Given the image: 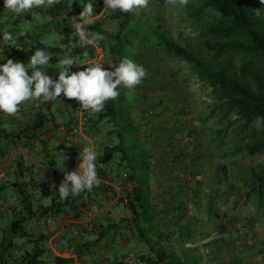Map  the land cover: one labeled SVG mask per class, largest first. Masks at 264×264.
<instances>
[{
  "label": "trees",
  "instance_id": "16d2710c",
  "mask_svg": "<svg viewBox=\"0 0 264 264\" xmlns=\"http://www.w3.org/2000/svg\"><path fill=\"white\" fill-rule=\"evenodd\" d=\"M157 1L163 7L162 21L158 23L153 21L150 7L122 13L104 10V0H59L48 11L65 13L70 20L73 16L79 17L84 4L92 2L94 15L105 11L106 16L88 26L89 31L105 36L99 41L105 47V69L114 70L112 65L118 66L124 58L138 65L144 57L156 58L167 66L175 64L186 89L189 91L190 81L197 79L211 103H204L205 108L201 110L194 92L189 91L190 103L179 102L184 105L180 114L186 117L170 124L174 127L169 128L170 132H155L146 122L145 114L151 115L158 106H146L144 93L159 90L144 83L133 88L121 86L119 97L106 102L104 111L86 112L84 131L98 136L102 146L96 160L100 185L91 193L69 196L66 200L60 199L59 189L51 188L43 195V200H36L28 192L31 185L37 188L34 183L14 184L23 198V210L13 211L14 222L0 243L3 256L6 255L0 264H46L49 249L45 243L50 237L44 230L28 237L29 249L24 250L18 260L13 258L21 246L16 245L12 235L27 233L26 222L39 227L38 223L50 216L85 221L104 195L113 196L111 199L119 196L118 201L130 215L102 224V232L96 234V239L85 238L77 243L73 254L78 256L79 264L87 263L82 261L83 257L95 255L96 243H106L111 251L116 237L123 239L128 235L146 249L137 253L139 261L131 264H185L165 242L178 234L185 249V243L196 241L202 229H205L204 237L208 229L209 237L213 236L206 247L219 250L229 246L226 236L231 232L224 221L228 220L229 224L232 221L229 214L218 212L216 207L222 202L228 205L232 198L237 207L244 201L252 212L249 217L252 229L260 228V221L264 219V3L261 0H189L187 6H181L170 5L166 0H149V4ZM5 10L4 0H0V15ZM176 16L178 22L172 25L171 20ZM175 26L177 32L173 30ZM71 49L82 57L84 52L88 56L92 54L86 47ZM34 52L35 47L21 51L18 58L26 64ZM65 101L72 104L66 97ZM171 102L173 100L162 99L160 104L168 111ZM189 110H193L195 116L192 117ZM23 123L15 136L16 142L40 146V162L47 174L63 180L66 171H62L45 142L46 133H54L61 126L42 109L36 117ZM203 132H207L211 146L219 150L221 160L226 161L223 166L216 165L218 169L213 178L216 182L211 186L206 179L208 162L198 154V148L194 150L191 142L194 135ZM155 158L159 161L156 165ZM20 163L19 171L25 175L24 169H27L23 161ZM158 169L166 179L163 181L166 193L174 194L172 199L178 202L175 214L155 202L151 177ZM221 173L225 177L224 182L221 180L223 188L218 180ZM184 192L185 198L182 197ZM191 211L194 214L185 221L183 217ZM251 246L257 247L258 243L253 242ZM257 254H264V249H259ZM114 256L113 260L108 257L89 264H127L120 260L118 253ZM76 263L74 257L54 256L52 259V264Z\"/></svg>",
  "mask_w": 264,
  "mask_h": 264
},
{
  "label": "crops",
  "instance_id": "0c3cea01",
  "mask_svg": "<svg viewBox=\"0 0 264 264\" xmlns=\"http://www.w3.org/2000/svg\"><path fill=\"white\" fill-rule=\"evenodd\" d=\"M80 1L83 2V0ZM5 11V13L3 12L0 15V65L5 63L7 59H12L14 62L22 63L21 59L18 58L20 52H26L33 47H35V50L37 48H43L47 52H51V48H53L52 51L60 49L56 47H50L41 42V35L48 32L55 31L58 33H67L68 35H70L69 39L63 40V43L67 46V51L69 50V48H71L72 43L78 42V37L74 35L72 22L70 20H67L68 17L65 13L51 14L48 11V6L38 8L37 10H35L34 8L30 12L21 14L19 16L11 13L7 9ZM37 11L42 12L46 16L44 18L43 25L34 21L31 30H26L25 28H23L24 22H30L35 19ZM5 30L11 32L14 37H18L17 43L15 45L6 44L3 41V33ZM21 33H24V35H21ZM86 48L89 49V46ZM71 53L77 60L82 58L80 55H76L72 49ZM28 62L29 60L25 65H27ZM49 65L43 69L45 71V74L50 76L53 80H57L59 75H56L55 78L52 77V73H49L48 71ZM73 67L74 65L72 66L74 72H77L83 70L87 66L81 65L77 68ZM29 75H31L30 70ZM71 101L72 104L67 103L65 101V97L63 96V94H61V96L55 101H42V110L43 112L47 113L49 118L54 119L59 126L68 130L75 125L76 119L74 115V105L76 103H79L76 100ZM34 103L35 101H28L22 104L20 106L19 113L15 117H9L3 112H0V243L3 241L4 233L8 232L9 228L12 225V222H14L13 211L18 210L15 206H8L6 204L7 200H13L15 204L21 206L20 211L23 210V198L21 197L19 191H17V188L14 186V184H16L17 182L22 183L25 181L34 183L37 188H34L33 185H31V188H29L28 191L29 194L33 199L43 200V195L46 194L49 189H59V186L63 181L54 179L50 176V174H47L46 170L44 169V165L40 162L42 158V148L40 146H34L22 141H20L21 143L16 142L15 136L23 128V122H25L24 118L27 112L33 108ZM145 116L146 122L152 125L153 128H156L155 124L153 125V123H151V119L149 118L147 113L145 114ZM152 121H154V119H152ZM45 142L47 146L50 147V151H53L51 152V154L56 157L62 171H66V173L78 170L79 163L81 162L80 159H82V150L84 147L93 146L96 154L99 153L100 149L102 148L101 144L99 143L98 136L93 135V137H89L82 132L80 133L79 141L70 144L66 143V141L58 134V131L57 133L47 132L45 135ZM24 145H27L34 151V153H36V160L32 168H26L27 170L24 169L25 175H21L19 166L21 165L20 162L23 161V157L20 155V153L15 152L14 149ZM61 146L63 149H60ZM45 153H43V156L45 155ZM154 154H156L155 151ZM154 160L156 165V162L159 161L158 159L156 160V158ZM160 172L161 169H158L151 177L152 185L154 186L153 190L155 195V202L158 206L169 209L173 214H175L174 209L178 207V202L176 199H172V196L174 194L166 193L164 188L165 184H163V181H165L166 179L162 177V173ZM113 186L115 185L113 184ZM117 190L119 191L118 188ZM112 197L113 196L104 195L92 207L93 214L95 216L93 227H88V225L70 218L59 220L56 224L49 227H44V229L39 228L36 223L26 222L24 225H26L27 233L18 232L12 235V238L14 239L16 245L21 246L20 252L15 253L13 260L20 259L23 251L29 249V243H27V240L30 239L31 236L39 234V232L44 230V233H46L47 236L50 237L45 243L47 248L49 249L46 264H52V259L54 256L63 258L74 257L77 261L76 264H79L78 256L73 254L74 247L77 243L83 242L85 238L96 239V234L102 232V224L106 222L113 223V221H115L116 219H125L130 215L129 212L122 207L121 202L118 201L119 196L115 197L114 199H111ZM204 231L205 229L201 230L202 234L200 235L199 233L197 235L196 241L190 240L186 242L185 249L178 234L170 236L169 240H167L168 242H165V244L168 248L174 250L185 264H196L197 261L200 262L199 264H218L221 261L223 262L222 264H240L238 256L239 250L235 253V257L230 258L226 257L225 254H220L222 251L223 253H225L224 251L225 249H227L225 247L219 249L220 251L214 250L212 246L206 247V245L212 238L209 237V229L206 231V237H204ZM228 235L226 236V241L228 240ZM23 244H25V246L22 247ZM113 244L114 250L110 251V248L107 247L106 243H96L95 255H91L89 258V255L87 257H83L82 261H86V264H89L92 260H103L108 257L109 259L111 258V260H113L116 252L119 254L120 260L126 262L129 255L135 256L140 251L146 250L144 246L137 245L135 241L132 240L130 235L123 239L116 237ZM241 244L242 245H240V247L245 245L244 242H241ZM196 249L198 251L194 252V250ZM255 257L262 261L261 264H264V254H256L254 258ZM241 261L244 264H250V262H247L245 260Z\"/></svg>",
  "mask_w": 264,
  "mask_h": 264
},
{
  "label": "clouds",
  "instance_id": "9594fccd",
  "mask_svg": "<svg viewBox=\"0 0 264 264\" xmlns=\"http://www.w3.org/2000/svg\"><path fill=\"white\" fill-rule=\"evenodd\" d=\"M166 2L170 5L187 6L189 0H166ZM57 3H59V0H4V7L19 16L30 12L34 8L54 6ZM261 3H264V0H261ZM104 5V10L135 13L139 9L148 8L149 0H104ZM99 15H94V4L88 2L82 6L79 17L73 16L70 19L74 35L78 37V42L72 43L71 48L88 46L98 48V42L104 40L105 36L95 31H89L88 26L94 25ZM108 30L110 29H106V31ZM188 31L190 32L191 29H188ZM21 35H24V33H21ZM17 39L18 37H14L11 32L4 31L3 41L6 44L15 45ZM71 48L58 61L59 76L57 80H53L43 70L49 65L51 59L49 52L43 48L35 50L27 65L14 62L12 59H7L5 63L0 65V112L9 117H15L20 111V106L25 102H51L63 94L67 99L79 102L74 105V115L77 104H80L81 109L90 114L101 113L105 109L106 102L116 100L119 97L118 89L121 86L126 88L139 86L148 75L145 67L138 65L132 59L124 58L118 66L112 65L114 70H107L101 63L90 60L87 52L83 53L82 59L77 60L73 57ZM74 64L87 65V67L69 74V70L72 69ZM29 70L31 75H29ZM76 126L77 119L75 125L68 130ZM84 128L85 126L78 131V141L81 132L93 137V134H86ZM68 130L60 127L55 133ZM61 137L66 141L63 136ZM66 143L68 142L66 141ZM96 160L97 154L94 147H84L78 170L65 173L59 186L58 192L61 200H66L69 196H76L81 193H91L94 187L100 185L101 181L97 175Z\"/></svg>",
  "mask_w": 264,
  "mask_h": 264
},
{
  "label": "rangeland",
  "instance_id": "374dc122",
  "mask_svg": "<svg viewBox=\"0 0 264 264\" xmlns=\"http://www.w3.org/2000/svg\"><path fill=\"white\" fill-rule=\"evenodd\" d=\"M77 1V0H73ZM149 7L153 13V21L158 23L159 21L161 22L162 18V13H163V7L157 1L156 3L150 2ZM38 8H35L37 10ZM50 9V6L48 7V10ZM6 12V11H5ZM4 12V13H5ZM36 17L33 21L30 22H24V27L26 30H31L34 21L37 23H40L43 25L44 23V18L46 17L45 14L42 12H36ZM178 22L177 16L174 17L171 20L172 25H176ZM174 32H177L176 26L173 28ZM70 35L67 33H58V32H48L43 35H41V42L44 44L50 46V47H56L60 48L57 49L56 51H52L53 48L50 49L51 52L49 54L51 55V59L49 61L50 65L48 68L49 73H52V77H56V75H59V70H58V61L63 58L64 53L67 51V46L66 44L63 43V40L69 39ZM62 48V49H61ZM142 66L145 67L147 70V77L144 79L142 83L146 84L149 87H153L155 90H159L157 92H149V93H144V98L146 101V106H158L157 108H153L152 114H148L149 118L151 119V123L153 125L155 124L156 128L155 132H161L165 130L166 132H170V127H173L172 124L173 122L178 123L179 118H185L186 115L180 114L181 112V107L183 105V102L181 104L179 103L181 101H186L190 103V96L189 91L194 92V96L198 100L200 106L199 108L201 110H204L205 105L204 103H211V100L207 97V93L203 91L202 87L200 86V83L198 82L197 79H192L190 81V90L188 91L185 87V84L182 83L180 80L179 76L177 75L176 72V67L177 65L175 64H170L169 66L165 64H161L158 62V60L155 58H143L141 64ZM74 72L73 69L69 70V74ZM55 75V76H53ZM161 90L163 92H161ZM189 96V97H186ZM162 99L165 100H170L172 104H170V110L167 111V108L165 105L163 107L160 104V101ZM180 104V105H179ZM152 108H150L152 110ZM149 110V109H148ZM189 113L191 116H195L194 111L189 110ZM154 119V121H152ZM174 128V127H173ZM175 130V129H173ZM208 134L207 132H203L202 134H197L194 135L193 139L191 142L193 143V148L196 150L198 148V154H200L205 161L208 162L207 164L209 165V171L207 174V184L209 186L214 184L215 179L214 174L216 172V165L220 164V166L224 164V162L221 160L220 152L219 150L215 149L213 146H211L210 141L207 138ZM176 142V141H175ZM174 145V144H173ZM196 147V149H195ZM224 175L221 173V175L218 176V180L221 182L225 181ZM221 182V183H222ZM222 188L225 186L223 183L221 184ZM182 197L185 198L187 197L186 192L182 193ZM237 202V201H236ZM238 207L235 206V199H231V203L228 205L225 203H218L217 204V210L218 212L222 213H227L229 214V218L231 219V223L229 224L227 221H224V224L228 226V230L231 232L230 235H228V240H227V249H225V253L223 251L220 254H225L226 257L230 256V258L235 257V253L237 252L236 250H239L238 256H239V261L245 260L247 262H250V264H261L262 261L260 259H257V257L254 258V256L258 253L259 249H264V219H262L260 228L254 230L252 229V223H251V218L250 215H252V212L249 211L244 205V201H241L238 203ZM194 213L191 211L189 215L186 217H183L184 220H188ZM224 219V218H223ZM233 232V234H232ZM212 235V232H211ZM217 235L215 236V238ZM213 239V236H212ZM241 242H244L245 245L241 246ZM253 242H257L258 246L253 247L251 246ZM238 243V245H237ZM247 243V244H246ZM220 244L222 242L220 241ZM225 247V248H226ZM223 248V247H222ZM233 249L235 252L232 254L230 253V250ZM216 253V252H215ZM218 254V252H217ZM231 254V255H230ZM6 257L3 256V251L0 249V263H1V258ZM254 258V260H253ZM223 262L221 261L218 264H222ZM241 264V263H240ZM244 264V263H242ZM247 264V263H246Z\"/></svg>",
  "mask_w": 264,
  "mask_h": 264
},
{
  "label": "built area",
  "instance_id": "2783aa9c",
  "mask_svg": "<svg viewBox=\"0 0 264 264\" xmlns=\"http://www.w3.org/2000/svg\"><path fill=\"white\" fill-rule=\"evenodd\" d=\"M104 17H106L105 12H103L102 14L99 15V18L97 19V21L98 22L102 21L104 19ZM89 49L92 53V54H90L89 59L95 60V61L101 63L102 65H104L105 47L100 42H98V48H92L89 46ZM82 58H80V59H82ZM79 66H81V65L74 64L73 68H77ZM41 107H42V101H35L33 108L27 112V114L24 118V121L26 122V121L36 117V115L40 112ZM86 112L87 111H84L81 109L80 104H77L75 106V115H76V119H77V126L71 130L66 131V132H64V131L58 132L59 135L63 136L68 143H74V142L78 141V131L81 130L87 122ZM14 151L17 153H20V155L23 157V163H24L25 168H27V169L32 168V166L34 165L35 160H36V153H34V151L30 147H28L27 145H24V146L17 147L16 149H14ZM6 204L8 206H15V207H17L18 210H21V206L18 204H15L13 200H7ZM61 219H63V217L50 216L47 218H43L42 221H40L38 223V225L40 228L49 227L50 225L56 224ZM94 219H95V216L93 213H91L89 215L88 219H86L85 221H82V223L85 225H88V227H92L93 223H94ZM135 261L138 262L139 260H137V258L135 256H130L127 258L126 263L131 264Z\"/></svg>",
  "mask_w": 264,
  "mask_h": 264
}]
</instances>
